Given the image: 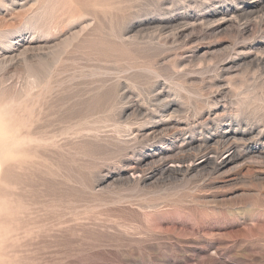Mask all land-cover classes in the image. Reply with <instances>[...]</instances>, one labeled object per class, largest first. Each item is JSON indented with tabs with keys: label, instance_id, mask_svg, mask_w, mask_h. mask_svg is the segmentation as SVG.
I'll return each instance as SVG.
<instances>
[{
	"label": "rangeland",
	"instance_id": "374dc122",
	"mask_svg": "<svg viewBox=\"0 0 264 264\" xmlns=\"http://www.w3.org/2000/svg\"><path fill=\"white\" fill-rule=\"evenodd\" d=\"M251 148L264 0H0V264H264ZM165 152L190 169L143 181Z\"/></svg>",
	"mask_w": 264,
	"mask_h": 264
},
{
	"label": "bare ground",
	"instance_id": "6f19581e",
	"mask_svg": "<svg viewBox=\"0 0 264 264\" xmlns=\"http://www.w3.org/2000/svg\"><path fill=\"white\" fill-rule=\"evenodd\" d=\"M252 7H256V5H252ZM260 7H261V4H260ZM260 7H258L257 9H259ZM260 62H262V61H260ZM219 133H221V136H225L226 137V141L223 142V144H222L223 147L220 149L221 151L226 152V154H225L226 157L221 159V160H219V161H216L215 158L212 160V158L207 156V154L208 153H215V154L218 153V148H216V149L215 148H209V146H207L205 144L204 145H200V146L198 144L199 147L196 145L198 147V148L196 147L198 149V151H199L198 153L201 152V156L205 157L204 162L200 163L199 167L203 166L206 163H211L213 165L212 167H214L212 169L219 170V169L227 168L233 162H235L236 160H238L239 158L242 157V154H241L242 152L239 153L236 150V147H237L236 144L237 143H236L235 140L237 139V135L238 134H240L241 139H243L244 138V131H239L238 132L237 130L232 129L231 127L228 126V127H222V129H221V131ZM208 138L209 139H208L207 142H211L214 139V136H209ZM215 141H218V140L215 139ZM191 142H192V140L190 139L189 141L186 142L185 146H191ZM207 142H205V143L207 144ZM172 144H173V148L174 147L176 148L175 142H173V140H172ZM193 146H195V145H193ZM249 150L252 153L253 152H258L259 154L260 153L264 154V149H262V148L261 149L259 148V150L251 148ZM194 154L195 153H193V156H190V155L187 154L188 156H185V155L182 156L181 155V156L177 157L175 154H170V153H166L165 152V153H161L159 155V158L157 160H155V162H153V163H151L153 155L152 156H149V155L148 156H142L141 158H139L137 160V165H135V167H134L135 170L134 171H140L141 173L147 174L148 176H143L142 175V179L145 182L146 181H150L151 179L156 177V175H159V174L160 175H163V174H175L176 171H187L190 168H189V165H184V162L189 161V160H191V161L194 160ZM169 159H170V162H172V163L183 164L182 168L181 169H178L176 167L172 168V165H169V166L166 165L165 161L169 160ZM195 159H196V157H195ZM143 165L144 166L146 165V167L142 168ZM183 166H185V167H183ZM203 167H205V166H203Z\"/></svg>",
	"mask_w": 264,
	"mask_h": 264
}]
</instances>
